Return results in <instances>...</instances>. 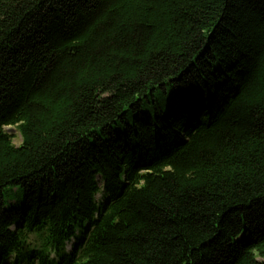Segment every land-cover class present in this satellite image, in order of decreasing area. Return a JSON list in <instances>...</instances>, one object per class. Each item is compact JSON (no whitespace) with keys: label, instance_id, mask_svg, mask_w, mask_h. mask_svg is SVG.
I'll return each mask as SVG.
<instances>
[{"label":"trees","instance_id":"obj_1","mask_svg":"<svg viewBox=\"0 0 264 264\" xmlns=\"http://www.w3.org/2000/svg\"><path fill=\"white\" fill-rule=\"evenodd\" d=\"M35 261L264 264V0H0V264Z\"/></svg>","mask_w":264,"mask_h":264},{"label":"rangeland","instance_id":"obj_2","mask_svg":"<svg viewBox=\"0 0 264 264\" xmlns=\"http://www.w3.org/2000/svg\"><path fill=\"white\" fill-rule=\"evenodd\" d=\"M3 130L5 133L12 136V142L15 146H19L21 144V136L18 131V129L15 126H4ZM3 198L5 201L6 206H12V205H20L24 200V195L21 190L17 191V189H11L7 188L3 193ZM104 199V195H102V192L97 194L96 200L97 202H101ZM32 245H37V241L34 239V237L29 238ZM71 249V243L66 244V250L70 251ZM34 264H37L36 261Z\"/></svg>","mask_w":264,"mask_h":264}]
</instances>
